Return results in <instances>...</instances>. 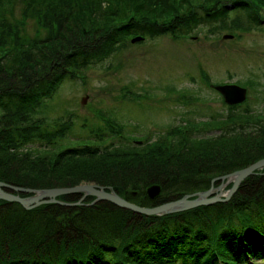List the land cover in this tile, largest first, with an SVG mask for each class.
I'll return each instance as SVG.
<instances>
[{"label": "trees", "instance_id": "1", "mask_svg": "<svg viewBox=\"0 0 264 264\" xmlns=\"http://www.w3.org/2000/svg\"><path fill=\"white\" fill-rule=\"evenodd\" d=\"M231 6L264 23V0H0V180L39 189L79 184L74 179L84 177L154 206L207 190L213 178L263 159L264 115L249 109L235 119L242 128L201 127L232 122L231 114L212 116L210 123L186 118L168 129L172 141L145 138L142 146L122 137L104 146L59 144L65 126L46 128L36 116L62 83L110 57L132 36L177 26L192 30L198 15L224 18ZM178 96L190 102L188 94ZM53 141L58 144H46ZM155 183L163 189L151 199L147 188ZM232 199L164 216L107 200L26 209L0 199V264H241L245 252L264 254V168L244 180Z\"/></svg>", "mask_w": 264, "mask_h": 264}, {"label": "rangeland", "instance_id": "2", "mask_svg": "<svg viewBox=\"0 0 264 264\" xmlns=\"http://www.w3.org/2000/svg\"><path fill=\"white\" fill-rule=\"evenodd\" d=\"M223 2L232 3L233 0H223ZM17 5L19 6V3ZM190 10L187 9L185 12L189 13ZM185 12L183 11L182 14ZM262 13L264 15V9ZM198 17V23L192 30L185 26H177L172 31L163 34L132 36L128 43L113 52L110 57H106L100 62H94L91 66H86L80 70L76 78L62 83L52 96L43 99L36 116L44 121L46 128L54 129L57 126H65L66 129L62 137L58 139L59 144L89 143L104 146L118 144L122 137L124 142L138 141L142 146L145 138L151 141L158 140V138L167 140L168 138L172 141L171 139L174 137L172 135L167 137V131L174 125L184 124L183 117H192L197 121L207 119L206 123H210L209 120L213 119L212 116L227 118L226 116L231 114L232 122L224 125L218 123L216 126L213 124H208V127L201 126L208 128L207 132H217L220 129H227L228 126L233 129L242 128L244 124L235 122V119L245 109H249V114L256 112L264 115V23L257 24L255 20L250 19L246 8L234 6H231L230 12L224 18L202 20L203 16L198 15ZM174 18L175 16L170 20L177 21ZM182 33H187V36L184 37ZM227 34L233 37L226 38ZM136 37L142 38L134 41L133 39ZM204 73L210 79L204 83L199 82ZM192 79H195L196 82H193ZM252 80L261 83L254 84L251 89L247 81ZM226 81H238L239 84L249 88L248 101L239 107L241 111L233 110L238 102L226 104L217 92L209 88V83ZM173 85L178 90L186 88L194 94V100L190 101L191 104L203 103L202 100L196 101V97H204V106L184 105L183 101L176 100L177 94L165 91ZM170 90L172 92L173 89L170 88ZM193 97L190 98L193 99ZM200 130L198 129L196 132ZM36 144L39 145L40 142L37 141ZM46 144L55 146L58 142L53 141V143L47 142ZM68 170L70 169L68 168ZM158 173L162 172L158 171ZM67 175L74 176V174L68 173ZM106 179L108 181V178ZM74 180L82 181L71 186L53 188L97 184L104 186L107 191L115 190L110 185L105 186L97 183L99 180L87 181L84 177ZM218 181L215 178L211 181L209 189L212 186L216 188L211 196H215L219 192L221 197L225 198L233 184L229 182L223 187V190H219L218 187L223 181L220 180L221 182L217 183ZM154 185L160 187L161 193L163 187L160 183L150 185L147 190ZM239 188L228 200L218 202L233 200L232 198L239 192ZM116 193L118 192L116 191ZM28 194L32 195V193ZM66 195H77L79 199L67 201L60 198ZM148 196L150 197L149 194ZM88 197H92L93 200L86 201L85 199ZM56 198L68 203H75L73 205L61 204L66 207L92 205L106 200H96L95 195H86V191L61 194ZM155 198L157 197L151 199ZM172 201L170 200L168 203ZM218 202L207 205H214ZM155 206L158 205L151 207ZM202 206L206 205L201 204L190 209ZM172 214L176 213L152 215ZM174 218L175 216L172 217V219ZM257 262L264 264L261 261Z\"/></svg>", "mask_w": 264, "mask_h": 264}, {"label": "water", "instance_id": "3", "mask_svg": "<svg viewBox=\"0 0 264 264\" xmlns=\"http://www.w3.org/2000/svg\"><path fill=\"white\" fill-rule=\"evenodd\" d=\"M226 38H231L232 35H225ZM142 37H136L133 40ZM220 91H222L225 95L226 101L228 103H236L242 102L246 98L247 90L243 87H239L236 85H225L217 87ZM264 167V158L256 161L255 163L236 170L234 172L216 177L215 179H221L223 182L219 185V190H223V187L232 182L233 186L230 188L229 193L225 198H222L220 193L215 196H211L213 190H216L214 186L211 189L200 191L197 194H187L183 198L173 200L172 202H167L160 204L155 207L149 206H141L139 204L133 203L118 193L115 190L110 189L107 191L104 186L94 185V184H82L79 186L71 187V188H46V189H33V188H25V187H17L10 183L4 182L0 180V198L8 201H15L22 204L25 208L31 209L35 206L41 205L43 203H52L57 202L60 204L73 205L75 203H68L63 200H59L56 197L61 194H66L70 192H79L86 191V195H95L97 197L96 200L106 199L111 201L121 207L128 208L134 210L135 212L142 214H165V213H174L175 211H183L195 206L204 204H211L218 201H226L230 198V196L239 188L241 182L246 179L248 176L254 174L256 170ZM9 189V191H8ZM160 187L158 185H154V187L149 188L148 194L150 197L154 198L160 194ZM17 192V193H16ZM19 192H27L32 193V195L22 196Z\"/></svg>", "mask_w": 264, "mask_h": 264}, {"label": "bare ground", "instance_id": "4", "mask_svg": "<svg viewBox=\"0 0 264 264\" xmlns=\"http://www.w3.org/2000/svg\"><path fill=\"white\" fill-rule=\"evenodd\" d=\"M130 210H131V209H130ZM187 210H189V209H187ZM183 211H186V210H183ZM179 212H182V211H179ZM175 213H178V211H175ZM220 263H221V262H220ZM220 263H219V264H220Z\"/></svg>", "mask_w": 264, "mask_h": 264}]
</instances>
